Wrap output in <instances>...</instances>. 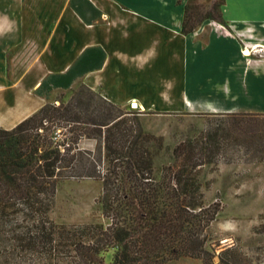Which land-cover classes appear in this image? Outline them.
Wrapping results in <instances>:
<instances>
[{
  "label": "trees",
  "instance_id": "obj_1",
  "mask_svg": "<svg viewBox=\"0 0 264 264\" xmlns=\"http://www.w3.org/2000/svg\"><path fill=\"white\" fill-rule=\"evenodd\" d=\"M222 2L204 16L186 5L182 32L205 18L220 21ZM83 4L98 12L89 0H70L90 23ZM91 51L99 61L85 66ZM103 58L102 49H88L65 72L46 75L34 92L68 88ZM142 113L81 84L68 100L46 102L12 128L0 127V264H164L208 255L206 231L220 208L204 203L199 170L231 162L232 152L264 161V114H203L204 128L172 148V161L156 178L153 148L162 146L163 137L143 128ZM68 179L102 182L98 201L106 225L51 218L56 188ZM218 264L228 263L221 258Z\"/></svg>",
  "mask_w": 264,
  "mask_h": 264
},
{
  "label": "crops",
  "instance_id": "obj_2",
  "mask_svg": "<svg viewBox=\"0 0 264 264\" xmlns=\"http://www.w3.org/2000/svg\"><path fill=\"white\" fill-rule=\"evenodd\" d=\"M65 1L48 8L40 24L34 18V32L43 30L35 37L24 0H0V127L12 128L45 104L34 93L43 78L65 72L92 48L104 52L101 66L68 88L84 84L118 105L136 104L143 116L264 114V0H223L220 21L205 18L188 33L182 25L193 0H89L98 11L81 6L90 23ZM85 56V66L99 61L92 51Z\"/></svg>",
  "mask_w": 264,
  "mask_h": 264
},
{
  "label": "rangeland",
  "instance_id": "obj_3",
  "mask_svg": "<svg viewBox=\"0 0 264 264\" xmlns=\"http://www.w3.org/2000/svg\"><path fill=\"white\" fill-rule=\"evenodd\" d=\"M65 0H24L26 15L29 18L30 35L38 32L32 27L43 22L48 16V8L59 6ZM218 0H193L188 5L195 16L214 14V2ZM66 2V1H65ZM67 4V3H65ZM40 6V13L36 10ZM220 11V6H219ZM221 13V12H220ZM204 20V19H203ZM42 35L38 36L40 38ZM34 38V37H33ZM33 40L27 42L25 49L32 48ZM80 85L67 88L66 91L51 89L40 96L44 103L66 101ZM35 93V92H34ZM134 105V103H133ZM127 109L139 111L131 105ZM143 128L155 135H162V146L153 148V174L160 176L164 165L172 161L171 150L181 140L197 135L206 123L201 115L172 114L168 116L140 115ZM81 146L92 147V143L82 141ZM233 160H224L206 164L199 170L205 204L217 203L219 212L206 231L205 249L208 255L203 257H181L164 264H204L206 260L218 264L220 259L228 264H264V197L257 196L259 178L264 177V166L259 160H249L241 153L232 152ZM264 186V179L262 180ZM102 182L93 179H68L60 182L56 188L55 206L51 218L58 224L102 223L108 220L102 214L98 201ZM225 252V253H224ZM111 258V252L105 256Z\"/></svg>",
  "mask_w": 264,
  "mask_h": 264
},
{
  "label": "bare ground",
  "instance_id": "obj_4",
  "mask_svg": "<svg viewBox=\"0 0 264 264\" xmlns=\"http://www.w3.org/2000/svg\"><path fill=\"white\" fill-rule=\"evenodd\" d=\"M133 107H138V106L136 104H134Z\"/></svg>",
  "mask_w": 264,
  "mask_h": 264
},
{
  "label": "built area",
  "instance_id": "obj_5",
  "mask_svg": "<svg viewBox=\"0 0 264 264\" xmlns=\"http://www.w3.org/2000/svg\"><path fill=\"white\" fill-rule=\"evenodd\" d=\"M131 106L133 107V103L131 104Z\"/></svg>",
  "mask_w": 264,
  "mask_h": 264
}]
</instances>
